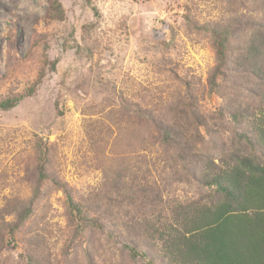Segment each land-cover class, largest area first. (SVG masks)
Here are the masks:
<instances>
[{
    "label": "rangeland",
    "instance_id": "1",
    "mask_svg": "<svg viewBox=\"0 0 264 264\" xmlns=\"http://www.w3.org/2000/svg\"><path fill=\"white\" fill-rule=\"evenodd\" d=\"M60 1L65 20L48 22L47 0H0V101L23 93L44 71L31 96L0 109V216L39 190L31 228L17 236L15 248L2 250L0 243V264H30L20 239L32 236L42 239L53 264H161L134 257L110 228L82 230L73 222L63 192L39 183L37 137L50 149L48 170L72 187L77 201L94 193L120 201L140 196L133 179L158 199H200L207 189L195 177L199 171L165 145L157 127L127 119L120 101L137 102L170 123L200 153L195 166L221 164L236 128L232 111L258 103L249 91L255 82L231 72L221 92L213 91L212 41L186 17L211 23L240 17L242 9L237 0H94L102 16L84 33L94 21L86 0ZM187 83L202 123L187 108ZM137 200L126 206L124 221L136 218ZM123 230L130 239L132 231Z\"/></svg>",
    "mask_w": 264,
    "mask_h": 264
},
{
    "label": "trees",
    "instance_id": "2",
    "mask_svg": "<svg viewBox=\"0 0 264 264\" xmlns=\"http://www.w3.org/2000/svg\"><path fill=\"white\" fill-rule=\"evenodd\" d=\"M47 1L46 20L64 21L66 10L62 2ZM86 2L93 11L94 21L83 26L84 33L94 29L102 16L94 0ZM237 2L243 13L240 17L230 14L232 16L224 17V20L202 24L186 17L196 31L207 34L212 41L216 56V65L210 75L213 91L221 92V82L231 72L255 82L249 91L258 103L232 111L236 128L232 144L222 151L221 164L206 162L201 167L195 166L200 153L185 136L170 123L156 119L153 110L124 98L120 101V111L128 114L127 119L157 127L165 145L173 147L182 160L193 165L190 171H199L195 177L207 189L203 197L158 199L148 187L133 179L129 183L139 185L140 196L126 195L120 201L114 196L94 193V196L89 195V200L77 201L72 187L48 170L50 149L41 137H37L35 155L39 183H50L63 192L71 219L82 230L103 232L110 228L111 237H119V242L134 257L149 263L159 260L161 264H264V0ZM36 44V41L31 44L29 52ZM43 73L42 70L38 80L23 93L11 92L5 96L0 101V109H12L31 96ZM187 85V108L196 121L202 123L195 93L190 83ZM38 196L39 190L32 199L10 205L0 216L2 250L15 248L17 236L31 228ZM136 199L138 208L131 210L136 213V218L129 217L124 221L128 211L126 206L130 203L136 206ZM7 216H13L12 220H7ZM123 226L132 231L130 239L125 237ZM20 240H25V256L30 264H53L42 248L45 245L41 238L32 236Z\"/></svg>",
    "mask_w": 264,
    "mask_h": 264
}]
</instances>
